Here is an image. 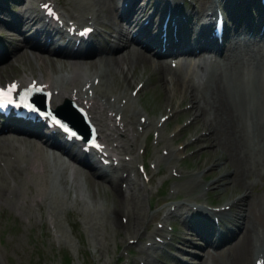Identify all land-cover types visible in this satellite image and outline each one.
<instances>
[{
	"label": "bare ground",
	"instance_id": "obj_1",
	"mask_svg": "<svg viewBox=\"0 0 264 264\" xmlns=\"http://www.w3.org/2000/svg\"><path fill=\"white\" fill-rule=\"evenodd\" d=\"M209 1L211 2L212 0ZM68 3L70 4V8H76L80 11L81 17L85 13H88V15H93L89 19H95L97 21H103L104 18L111 20L113 17H115V7L111 4L110 0H68ZM175 3V1L172 2L173 5ZM24 7V10L19 15V20L21 21H23L26 17L29 19V12L32 13L35 8L33 3L28 0L24 2ZM127 16L128 15L125 17ZM19 20L17 19L16 21L18 22ZM39 22V19L35 17V23L39 24ZM134 22L135 20H132L129 21L128 24L135 25ZM129 27L130 26H128V30ZM42 28L43 27H41L40 30H37L36 28L37 36L42 35ZM125 30L127 29L125 28L124 31ZM231 39L235 41L234 45H236V47L230 48V51L223 57L222 72L226 73V78H222L221 76L217 77V74L214 75V78L217 79L218 86L216 87V100L213 106L217 111V116L215 118L218 117L219 119L214 124H212L210 120L209 124L213 129L216 145L218 147H224V150L227 152V166H232L228 173L230 180L232 174L236 175L235 178L231 180V182L234 183V179H236L238 182H244L245 184L243 185L246 187L244 189V191H246L245 197L247 198L251 196V186H249L248 190L246 184L252 185L254 183H252L253 181H247L246 175L250 174V172L256 175H259L260 172H264V145L258 151H253L249 147L251 143L249 134L254 131H256L258 136L261 137V140H264V47H250L246 44L248 40L243 38L238 39L237 37H231ZM256 45L259 46L260 44ZM122 48L124 49L119 54H104L100 55L98 58H94L93 60H80L79 62L76 61L69 63L65 62V65L67 68H72L70 70L73 72H75L74 69L77 68H83L86 70L96 68L94 72L100 71L102 73V80L99 85L100 91H102L104 94H111L117 91L116 75L115 73L113 74L114 70H119V73L121 72L123 74L126 73L125 66H127L130 71H133L137 65L146 66V64L149 62L147 58L143 57L139 52H137V50L133 49V47L129 46L128 48ZM35 58L45 60L43 55L36 56ZM153 60H156V58ZM46 61L53 62L54 65L56 63L57 65L64 63V60L58 59H46ZM152 66L154 70L164 68L163 65L155 63H152ZM63 69L64 68L61 67L57 69V71ZM176 76V86L174 87V89H176L175 93H180V91H190L192 93V97L197 99L199 93L202 90L203 83H197L193 76L186 77L185 75L181 74V71L177 72ZM125 79H128L127 74L125 75ZM232 83L235 84L234 89L231 87ZM160 84L163 85V89H165V91L168 93V90L166 89L167 82L162 80ZM197 109H203V106L198 104ZM260 143L261 141L259 144ZM180 152L181 151L178 153ZM171 162H176V160ZM218 166H220V163ZM47 178H49V176ZM190 182L192 185H196V181L193 177H190ZM45 186L42 188L38 187V189L42 190L45 188ZM114 186L117 187L116 185ZM115 187L114 189L117 192ZM56 197L58 200L63 198V196L59 197V194H57ZM254 197L256 199L255 215L258 217L263 216L264 219V193L260 192ZM239 198L240 197H238V199ZM73 199H76V197ZM80 201L83 203L84 200ZM106 204H108L105 209L106 213L98 209L97 213L93 217L88 215V220L86 223L98 224L96 225L95 237H97L101 228L105 230L107 229V233H109L108 229H110V227L105 225L104 221H109V224L117 231L121 228L122 222L110 217V212L118 214L122 212L128 214L130 218L129 223L127 226H123L127 228L128 231L134 230L136 228L137 222L143 216H145V212L143 209L141 210V204L136 200L134 201V206H131L130 203H126L122 197L120 202L117 201V203H113L112 205L111 203ZM77 206L81 207L80 205ZM92 208H94V206ZM27 209L28 208H26V210ZM55 223L56 226L59 223L62 225V222L60 219H58V217H56ZM262 226L263 228L260 229V238L264 239V225ZM257 228L258 225L252 223L250 231L248 229V235L247 233L244 234V238L238 245L239 247L235 250V260H237L235 262L237 264H248V258L252 251L251 246L248 247V241H250L253 235V230ZM150 238L154 240L155 243L158 242L154 234H151ZM4 260L5 255L0 250V264H5Z\"/></svg>",
	"mask_w": 264,
	"mask_h": 264
},
{
	"label": "rangeland",
	"instance_id": "obj_2",
	"mask_svg": "<svg viewBox=\"0 0 264 264\" xmlns=\"http://www.w3.org/2000/svg\"><path fill=\"white\" fill-rule=\"evenodd\" d=\"M62 1L64 2V5L69 4L68 0ZM20 8L21 6H18L16 9L18 13L21 11ZM72 10L76 12L79 11L76 8H73ZM8 12V5H4L3 8H0V33L2 32L7 35V43L10 44V40L16 41V39L13 38H17L18 36L15 33L9 32L5 28L7 20H11V16ZM114 14L118 16V13L114 12ZM106 23L112 24L110 22H104L102 24L106 25ZM14 46L15 44L12 43L11 47L13 49H15ZM120 52L122 51H116L111 54H119ZM21 62L23 61L13 59L11 63H7L3 66L0 71L3 74H8L10 72L16 73L17 68L19 67V69H21L22 64H24ZM141 69H143L141 65L136 66L135 71L138 72L137 76H139ZM126 72L131 71L127 69ZM114 73L116 75V85L119 89L121 86L125 85V83L120 79L119 72L114 70L113 74ZM134 79L135 78L132 77L131 80L133 83L131 86L135 83ZM162 79V75L154 74L150 79V82L147 83L145 88L140 93L139 104L144 106L146 105L149 112L154 116H157L160 109L167 103V91H165V89H163V85L160 84ZM189 113L190 112L185 115H188ZM175 124L176 122L172 125V127H174ZM198 126L199 125L196 127ZM211 150L210 154L214 158H218L222 162L224 161L226 152H224L222 147H216L215 145ZM188 163L189 165H193L195 168H198L205 164V158L195 154L191 159H189ZM229 169L230 167H222L218 169L216 173L228 172ZM75 176L74 183H77L78 188L76 192L71 191L69 194L72 197L75 194H77L79 198L84 197L87 201L86 205L82 204L85 209L84 211L88 210L93 204H98L99 206L106 202L111 203L114 201L115 192H113L112 189L104 191L102 187L97 188L98 185L96 184L95 179L93 183H87L84 179H82V174H77ZM246 177L256 181V185L246 184L247 189L251 186V196L247 198V201L244 204L246 206L245 210L254 213L253 215H255L256 199L254 196L260 192L264 193V176L259 177L253 174L246 175ZM235 181L231 185H226L224 188L219 187L215 192H213L212 197H214L213 194L216 195L214 200L221 201L243 191L246 188L243 185L245 184L244 182L235 183ZM114 203L117 202L114 201ZM10 206L11 205L0 207V212H4V219L1 220L2 225L0 223V228L3 230L0 235L5 240H10L9 237L12 238V240L7 242L8 246H14L15 244L18 245V251H14L13 249L4 250L6 252V258L13 256L15 264H69L68 260H70L72 264H127L128 262H131L130 264H141V258L139 257V244H132L130 240L138 239L137 236H145L147 234L145 230H148L147 226L150 225V223H145V216L137 222L134 230L129 232L122 226L119 231L114 228L110 231L108 236L100 239V241H97L88 234V232L91 233L92 231H88V228L84 226V223L78 220L79 217L80 220H83L81 217H84V214L73 206L65 208V212L57 211V216H59L60 220L62 219L63 225L62 226L59 223L57 224V227H52V225L50 226L44 212L41 213L42 216L36 215L33 218L25 220L16 211L15 212L17 214L14 215V210L9 209ZM86 216L87 214L84 218H86ZM122 217L123 215L120 216V221L125 223L124 219H121ZM107 222L109 224V221ZM254 222L257 224L262 223L264 225L263 216H256ZM10 227L13 229L12 233L9 230ZM189 228L190 227L186 223L179 222L177 225L179 233H182L183 231L186 232L190 230ZM101 232H103V229H101ZM95 245H100L99 251L97 252L94 248ZM128 250L130 253H128ZM120 255H123L124 258L122 262L119 260ZM165 257L169 263H174V260L169 259L167 256ZM249 262L250 257L248 258V264ZM149 264L161 263L153 258Z\"/></svg>",
	"mask_w": 264,
	"mask_h": 264
},
{
	"label": "snow or ice",
	"instance_id": "obj_3",
	"mask_svg": "<svg viewBox=\"0 0 264 264\" xmlns=\"http://www.w3.org/2000/svg\"><path fill=\"white\" fill-rule=\"evenodd\" d=\"M12 87L15 88L16 85H12ZM0 93H2L4 96H9V95H10V90L0 89ZM28 106H29L30 108H35V107H36V106H35L34 104H32L31 102H29ZM52 118H53V120H54L56 123H58V124H62V122H61L59 119H57L55 116H53ZM62 126L65 127L68 131H70V132L72 131V129L68 128L67 125H63V124H62ZM73 134H75V133H73Z\"/></svg>",
	"mask_w": 264,
	"mask_h": 264
}]
</instances>
